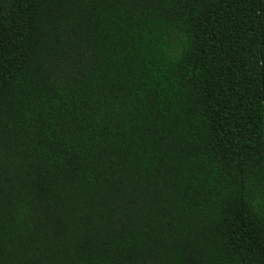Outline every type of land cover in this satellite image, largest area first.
Instances as JSON below:
<instances>
[{
  "label": "trees",
  "instance_id": "16d2710c",
  "mask_svg": "<svg viewBox=\"0 0 264 264\" xmlns=\"http://www.w3.org/2000/svg\"><path fill=\"white\" fill-rule=\"evenodd\" d=\"M0 264H264V0H0Z\"/></svg>",
  "mask_w": 264,
  "mask_h": 264
}]
</instances>
